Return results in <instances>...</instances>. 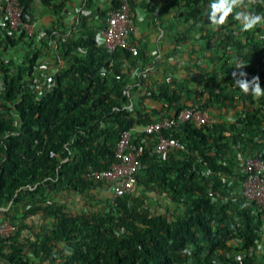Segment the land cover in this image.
<instances>
[{"label":"trees","instance_id":"obj_1","mask_svg":"<svg viewBox=\"0 0 264 264\" xmlns=\"http://www.w3.org/2000/svg\"><path fill=\"white\" fill-rule=\"evenodd\" d=\"M210 2L184 0L186 12L182 15L185 20L199 22L203 19L200 9ZM41 4L51 13H58L61 7L53 0H41ZM248 10L264 14L259 3ZM25 11L33 17L29 13L33 11V0L26 1ZM44 29L48 41L58 31L54 25ZM95 30L85 27L82 35L64 39L56 47L50 46L45 38L39 48H31L22 34L14 39L0 27V212L2 219L16 227L10 236L0 237V261L3 264L230 261L229 249L220 255L216 249L225 248L224 241L234 230L249 240L254 229L252 218L245 215L234 221L233 212L229 214L210 203L206 187L198 178L201 166L194 154L200 155L211 171L218 172L232 168L223 160L226 154L236 151L240 155L253 153L263 157L264 96L255 98L251 93H243L234 75L249 81L258 77L264 88V51L260 50V44L250 32H241L238 22L229 16L224 26L211 33L201 29L205 49L214 50L210 51L212 57L208 53L207 61L203 59L200 69L194 72L195 86L187 83L189 76L185 81L171 78L150 84L140 79L130 82L126 75L108 86L106 79L99 77L97 68L107 58H114V69L118 72L122 51L110 54L96 46ZM16 43L21 44L22 55L17 58L9 53L6 57ZM52 51L56 61L54 84L50 90L48 83L37 88L39 83L31 82L30 72L38 69L43 58L48 62ZM58 59H64L66 64L59 65ZM241 72L248 76L240 77ZM42 73L48 75V64ZM129 86L133 95L144 92L136 107L129 106L132 96L126 92ZM186 103L206 108L217 119L234 115L233 123L222 122L233 130L232 137L227 139L221 132L215 134L211 128L183 127L182 135L188 140L191 153L179 160L174 153L165 159L145 156L143 160L150 162L137 177L140 193L134 190L117 197L114 204L108 198L105 204L102 200L94 205L89 203L86 210L80 211L60 201L66 194L86 197L102 185L86 176L88 168L108 166L114 142L122 130L149 121L157 113L169 115ZM149 191L163 195L175 211H153L147 202ZM213 213L218 217L214 226L208 220ZM31 215H39L38 223L34 227L22 224ZM24 229L29 233L23 235Z\"/></svg>","mask_w":264,"mask_h":264},{"label":"built area","instance_id":"obj_2","mask_svg":"<svg viewBox=\"0 0 264 264\" xmlns=\"http://www.w3.org/2000/svg\"><path fill=\"white\" fill-rule=\"evenodd\" d=\"M26 1L0 0V23L4 25L2 29L6 34L14 39L22 34L31 48H39L41 40L45 38L53 47L64 41L59 30L54 31V38L48 41V34L44 29L48 28V23L43 25L33 11L29 12L33 17L27 16ZM34 1L43 7L41 0ZM131 1L117 0V5L106 12L104 22L95 30L96 46L107 50L110 54L116 50L122 51L120 60L118 59L121 62L118 72L114 69L116 62L114 58H107L97 68L99 77L106 79L108 86H113L115 81L122 80L125 75L128 76L127 60H138L140 56L138 44L132 39L137 28L131 16ZM259 30L264 36V27L260 26ZM98 39L101 41L99 44ZM20 45L16 43L13 49L6 53V57H9V53L13 57L21 56L23 51ZM54 57L53 51L50 52L48 62L43 58L38 69L30 72L31 82L39 83L37 88H40L42 83H48V90L52 88L54 84L52 77L56 70ZM57 62L61 66L66 64L64 59H58ZM47 64L48 75H45L42 71ZM131 76L134 78L131 82L139 79L142 81L146 80L147 73L136 67ZM127 89V93H132L131 86ZM143 94L144 92L140 96ZM138 95L132 93L129 106L138 105L140 97ZM234 120V115L217 119L206 108L190 103L170 112L169 115L157 113L149 121L142 124L135 123L122 130L114 142L113 158L108 166L99 169L88 168L86 176L102 182V185H98L93 191L98 193L107 191L110 194L109 202L114 204L115 198L133 192L138 175L149 167L150 161L143 160L145 156L165 159L169 153H174L175 159L179 160L191 153L188 140L182 135L183 127L211 128L215 134L221 132L225 138L230 139L233 130L222 124L229 125ZM194 156L201 166L198 178L206 187L210 203L224 208L229 214L233 212L234 221L243 219L245 215L252 218L253 236L248 240L234 230L233 235L224 241L225 248L216 249L218 255L229 249L230 261H221L218 264H264V151L262 158L253 153L240 155L236 151L231 155L226 154L223 160L232 168L221 172L211 171L200 155L194 154ZM175 209L171 205L168 213H173ZM208 220L214 226L218 222V217L213 213L208 216ZM223 224L225 225L226 222ZM15 230L14 224L4 219L0 221V237H8Z\"/></svg>","mask_w":264,"mask_h":264},{"label":"crops","instance_id":"obj_3","mask_svg":"<svg viewBox=\"0 0 264 264\" xmlns=\"http://www.w3.org/2000/svg\"><path fill=\"white\" fill-rule=\"evenodd\" d=\"M53 1L61 5L58 13L47 11V14L40 15L38 12L44 7L37 1L33 2V12L43 25L48 23V27L57 26L60 36L67 40L82 35L85 27H99L104 22L106 12L115 6L117 0ZM257 3L264 13V0H258ZM205 8L200 9L203 19L193 22L192 19L185 20L182 15L186 12L184 0H133L131 16L137 31L132 39L138 44L140 56L138 60H127L128 80L133 81L131 73L137 67L147 73L146 80L150 84L171 78L185 81L189 76L187 83L195 86L192 82L194 72L200 69L204 60L207 61L209 54L212 57L210 51L214 50H206L205 40L201 39V29L209 30L210 33L215 30L205 17ZM259 27L249 32L255 42L260 44V50L264 51V36ZM237 40L241 42L242 38ZM262 61L264 64V52ZM0 264L3 262L0 261Z\"/></svg>","mask_w":264,"mask_h":264},{"label":"clouds","instance_id":"obj_4","mask_svg":"<svg viewBox=\"0 0 264 264\" xmlns=\"http://www.w3.org/2000/svg\"><path fill=\"white\" fill-rule=\"evenodd\" d=\"M258 0H211L204 10L205 17L208 23L214 29L224 26L228 22L229 16H232L239 24L241 32H249L257 26L264 27V14H258L248 9ZM237 9H239L237 11ZM4 25L0 23V27ZM97 43H101L98 39ZM236 84L239 89L245 93H251L255 98L264 96V88L260 86L259 78L253 77L251 81L245 78H237ZM246 74L241 72L240 77H245Z\"/></svg>","mask_w":264,"mask_h":264},{"label":"rangeland","instance_id":"obj_5","mask_svg":"<svg viewBox=\"0 0 264 264\" xmlns=\"http://www.w3.org/2000/svg\"><path fill=\"white\" fill-rule=\"evenodd\" d=\"M38 13L40 15H44V14H47V10L43 8ZM135 188H134L135 192L137 191V193H140L141 185L136 186ZM148 193H149L148 196L150 197V199H148L147 202L150 204L153 211L164 212L165 209L169 210L171 208V204L165 199V197H163V195H157L156 193L152 191H149ZM62 196L63 198H61L60 201H63L67 207H69L70 209L74 211L86 210L87 205H89V203H92L94 205L97 202L101 203L100 202L101 200L104 202L103 204H105L107 201V198L108 200L110 198L109 197L110 194L107 191H104L101 193L93 191L87 194L86 197H83L80 194H68V195L66 194ZM1 217H2V214L0 212V221L2 220ZM38 221H39V215H31V216H28L22 222V224H25L26 226L34 227V225H36ZM27 233L29 232L25 229L22 231L23 235H26Z\"/></svg>","mask_w":264,"mask_h":264}]
</instances>
